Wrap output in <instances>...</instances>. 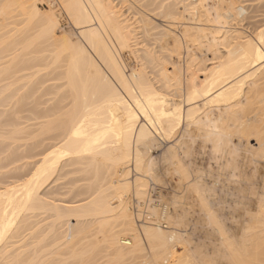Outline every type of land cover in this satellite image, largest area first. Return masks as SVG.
Returning a JSON list of instances; mask_svg holds the SVG:
<instances>
[{
  "label": "bare ground",
  "instance_id": "6f19581e",
  "mask_svg": "<svg viewBox=\"0 0 264 264\" xmlns=\"http://www.w3.org/2000/svg\"><path fill=\"white\" fill-rule=\"evenodd\" d=\"M40 1L0 0V264H264V18L234 0H58L62 21ZM161 146L196 243L167 213L180 198L155 223L128 206L162 180Z\"/></svg>",
  "mask_w": 264,
  "mask_h": 264
},
{
  "label": "rangeland",
  "instance_id": "374dc122",
  "mask_svg": "<svg viewBox=\"0 0 264 264\" xmlns=\"http://www.w3.org/2000/svg\"><path fill=\"white\" fill-rule=\"evenodd\" d=\"M46 0H42V1H40L39 3H38V7H39V9L41 10V11H43V12H46V11H49V5L47 4V2H45ZM237 4H241V6H243L244 7V9H245V15H247L248 16V20H251L252 18L254 19V21H256L257 19H263L264 18V13L262 12V11H264V9H262V8H264V0H234ZM263 2V3H262ZM55 3H58V0H56V2ZM261 5H262V7H261ZM55 13L56 14H58V15H60L61 17H62V21L63 20H65L66 19V16H65V13L61 10L62 8H61V6L59 5V3L58 4H55ZM257 7H258V9H257ZM260 7H261V9H260ZM61 8V9H60ZM257 9V10H256ZM260 12H259V11ZM262 10V11H261ZM263 13V14H262ZM261 15H263V17H261ZM247 16H244V19L247 17ZM257 16L258 17H260V18H257ZM254 17H256V18H254ZM251 18V19H250ZM246 20V19H245ZM264 21V20H263ZM156 22H158V23H160L159 21H156ZM249 21H245V23L244 24H246V23H248ZM253 21L251 20V22L249 23V24H251ZM258 21H256L255 23H257ZM261 22H262V20H261ZM254 23V22H253ZM259 23H260V20H259ZM258 24V23H257ZM67 23H64V25L62 26V28L64 29V30H67ZM5 108H7V109H10V108H8V107H5L4 106V108L3 107H1L0 106V112L2 113H0V120L2 121L3 120V117L4 116H6L8 113H6V111H11V110H7V109H5ZM4 110H6V111H4ZM3 111H4V113H3ZM5 113H6V115H5ZM4 114V115H3ZM1 116H3L2 118H1ZM6 119H4V121H5ZM22 122H24V120H22ZM24 124H25V122H24ZM22 125V126H20V127H23V126H26V125H28V123H26L25 125ZM2 125H3V123H2ZM2 127V126H1ZM4 130H5V128L7 129V130H9L10 131V129H8V128H10V127H2ZM3 129H1V131H2V133L3 132H5V133H3V135L5 134V136L4 137H6V131H4ZM11 130H12V128H11ZM1 135V134H0ZM1 137V136H0ZM2 139H3V137H2ZM2 139H0V141L2 140ZM9 141H7L6 140V143H8ZM249 143L250 144H252V145H254L255 144V142L254 141H249ZM193 145V144H192ZM191 145V148L190 149H194V151H191V152H189V155H188V159H190V160H188L187 159V157L186 158H184V160H185V162H188V163H190L191 162V166H192V164L195 162V161H197V153H198V151H200V147H196V146H199L200 145V143L199 142H195L194 143V145L192 146ZM162 146H164V145H162ZM161 146V147H162ZM166 146V148H167V146H169V145H165ZM164 146V147H165ZM157 148L156 149V151H155V149H153V150H151L150 152L151 153H149V155L154 159V162H155V168H156V171H157V173H159V175L162 177V180H160L159 182V184H154V185H156V186H154L153 184H151V191H152V195L154 196V197H156L158 200H160L162 203H164V205H168L169 207L171 206L170 205V202L171 201H173L176 197V200H178V198H180V200H178V201H180L181 203H179V207H181V209H176V212H172V210H170V212H167L168 213V215H171L172 217H176L178 214V216H180V214H181V216H182V214L184 215V218L186 217V215H187V217L185 218V220H184V222H183V226L180 228V229H182L181 231L184 233V234H186V235H189L188 237H190L189 239L192 241V243H196L197 242V240H198V238H199V231L197 230V231H195L197 228H196V222L197 221H195V219L197 220V216H196V213H197V209H196V207H195V203H194V199H192L193 197L191 196V195H185V196H187V198H185V196L183 197V196H176V192H180V189H178L179 187L181 188V186H177V185H180V184H182L180 181H176V179H172V178H167V176L164 174L165 172L163 171V170H165V168H166V166L164 165V163H163V161L161 160L162 158V153L164 152V150H165V148ZM193 147V148H192ZM198 148V149H197ZM160 149V150H159ZM190 149H189V151H190ZM196 149H197V151H196ZM195 152H197V153H195ZM193 153H195V154H193ZM191 154V155H190ZM193 155V156H192ZM192 156V157H191ZM3 157V155L2 156H0V158H2ZM196 157V158H195ZM187 159V160H186ZM191 159H192V161H193V163H192V161H191ZM194 159V160H193ZM190 161V162H189ZM202 162H203V164H204V166H207V159L206 158H204L203 160H202ZM165 166V167H164ZM4 170V172L6 171L5 169H3ZM2 170V171H3ZM1 171V170H0ZM2 173V172H1ZM162 174V175H161ZM165 175V176H164ZM161 177H160V179H161ZM171 179V180H170ZM164 180V181H163ZM161 181H162V183H161ZM179 183V184H178ZM178 190V191H177ZM179 192H178V194H179ZM177 194V195H178ZM132 196V194L131 195H129V199H128V206L130 207V197ZM174 197V198H173ZM182 198V199H181ZM147 199V197L145 198V200ZM138 200V199H137ZM145 200H144V202H145ZM139 201V200H138ZM115 204V203H114ZM150 213H151V215L154 217V219L155 218H158L159 217V215L162 213L161 211L159 212L158 210H157V207H156V205H153L152 206V208H150ZM180 211V212H179ZM185 212V213H184ZM133 215V214H132ZM194 216H196V217H194ZM133 217H134V215H133ZM135 220H136V218H135ZM137 221V220H136ZM143 224V223H142ZM138 225H140V224H138ZM196 225V226H195ZM185 226H186V228H185ZM204 229H206V228H204ZM204 229H203V231H202V234L205 236V231H204ZM197 232H198V234H197ZM206 232H207V230H206ZM202 235V236H203ZM203 236V237H204ZM197 239H196V238ZM105 254H104V252H102L101 254L99 253V255L97 256V257H99L98 259V264H101L103 261L105 262L107 259L105 258V256H104ZM104 257L105 259H102V257ZM101 260V261H100ZM141 260V259H140ZM140 260H138V262L140 261ZM99 261H100V263H99Z\"/></svg>",
  "mask_w": 264,
  "mask_h": 264
},
{
  "label": "built area",
  "instance_id": "2783aa9c",
  "mask_svg": "<svg viewBox=\"0 0 264 264\" xmlns=\"http://www.w3.org/2000/svg\"><path fill=\"white\" fill-rule=\"evenodd\" d=\"M156 204L157 210L162 212L166 206L160 200L152 195V191H149L148 197L145 202H139L136 197H130V210L137 220V224L142 223H155L154 217L151 215L150 208Z\"/></svg>",
  "mask_w": 264,
  "mask_h": 264
}]
</instances>
